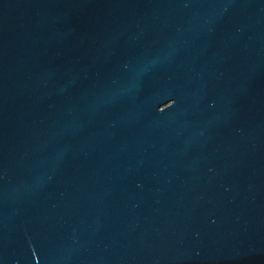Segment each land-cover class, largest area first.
<instances>
[{
	"label": "water",
	"instance_id": "95a60500",
	"mask_svg": "<svg viewBox=\"0 0 264 264\" xmlns=\"http://www.w3.org/2000/svg\"><path fill=\"white\" fill-rule=\"evenodd\" d=\"M0 264H264V0H0Z\"/></svg>",
	"mask_w": 264,
	"mask_h": 264
}]
</instances>
